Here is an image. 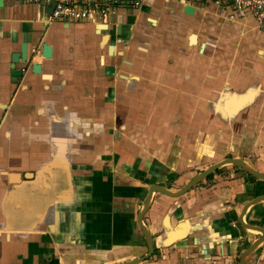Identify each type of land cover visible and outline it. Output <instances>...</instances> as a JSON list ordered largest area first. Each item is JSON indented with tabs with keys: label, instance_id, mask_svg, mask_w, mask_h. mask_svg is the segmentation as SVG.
Wrapping results in <instances>:
<instances>
[{
	"label": "crops",
	"instance_id": "crops-1",
	"mask_svg": "<svg viewBox=\"0 0 264 264\" xmlns=\"http://www.w3.org/2000/svg\"><path fill=\"white\" fill-rule=\"evenodd\" d=\"M7 2L0 264L136 258L147 250L136 217L149 184L180 188L229 156L264 172V30L250 16L213 0L195 2L191 14L176 0H142L115 16L134 22L128 37L111 38V53L93 22L53 20L43 5ZM45 27L39 44L52 45V58L36 52L30 62L41 71L12 82L10 52ZM260 194L264 180L232 165L182 196L154 193L143 221L155 249L140 264H237L259 233L242 232L236 218ZM244 220L264 227V202ZM247 264H264V243Z\"/></svg>",
	"mask_w": 264,
	"mask_h": 264
},
{
	"label": "water",
	"instance_id": "water-1",
	"mask_svg": "<svg viewBox=\"0 0 264 264\" xmlns=\"http://www.w3.org/2000/svg\"><path fill=\"white\" fill-rule=\"evenodd\" d=\"M178 1V0H176ZM179 2V1H178ZM3 5V0H0V6ZM51 11V7H48L47 14ZM183 12L191 14L193 12V6L190 4H183ZM31 34H27V39L20 42V46L17 50L11 51L9 56V69L10 76L12 77V82H17L18 79L21 78L24 71L30 70L32 73H39L41 71V64L30 62L31 56L33 55V51L29 52V44L31 42ZM41 52V56L44 59H48L52 57V45L48 44L46 41L41 42V45L38 47ZM35 50V48H34ZM22 63L23 65L18 67L17 65ZM233 164L240 167L249 175L264 180V172H261L251 163H249L246 159L238 156H230L224 159H221L217 162H214L208 165L203 170L197 172L194 176L190 178V180L180 188L171 189L167 186L160 185L158 183L149 184L147 195L137 213L136 221L139 225L143 238L146 243L147 250L144 254L129 260H124L121 262H114L111 264H140L144 260H147L154 252V242L153 235L151 234L148 226L144 223L143 218L147 210L150 208L153 201V193H161L170 197H178L185 194L188 190H190L193 186L198 184L201 180L206 178L208 174L214 172L216 169L221 168L225 165ZM264 202V194H260L257 196H253L251 199L247 200L237 216V224L240 227L242 232H250L251 230H255L259 233V236L256 237L247 247H245L239 256V260L237 264H247L251 254L254 252L256 248H258L261 244L264 243V227L251 224L244 220V216L247 211L253 207L254 205Z\"/></svg>",
	"mask_w": 264,
	"mask_h": 264
},
{
	"label": "built area",
	"instance_id": "built-area-1",
	"mask_svg": "<svg viewBox=\"0 0 264 264\" xmlns=\"http://www.w3.org/2000/svg\"><path fill=\"white\" fill-rule=\"evenodd\" d=\"M4 1V0H3ZM16 4H39L51 7L50 18L53 20L106 23L119 11L138 9L142 0H7ZM183 4L194 5L203 0H178ZM226 4L232 14L246 15L254 19L256 25L264 30V0H213Z\"/></svg>",
	"mask_w": 264,
	"mask_h": 264
},
{
	"label": "flooded vegetation",
	"instance_id": "flooded-vegetation-1",
	"mask_svg": "<svg viewBox=\"0 0 264 264\" xmlns=\"http://www.w3.org/2000/svg\"><path fill=\"white\" fill-rule=\"evenodd\" d=\"M132 13L131 14H133L134 16L136 15V14H134V12L133 11H131ZM128 16H130V15H128ZM128 16H126V17H128ZM131 19H128V21L125 23V24H123L122 25V22L121 21H114V19H115V17L114 18H112L111 20H109L108 22H106V23H101V22H97V23H95V22H93V27L94 28H96V30H97V32L99 33V35H100V44H106V46H107V49H108V51L109 52H111V53H113L114 52V45L112 44V43H110L111 42V38L113 37V36H115V35H118L119 37H123L124 35H126L127 37H128V35H129V30H131V24L134 22V19H133V17H130ZM133 19V20H132ZM80 21H85V20H75L74 22H80ZM87 22H89V21H87ZM118 22V23H117ZM95 24H96V26H95ZM46 33H47V27H45L44 29H33L32 28V30H30V32H28L27 34H31V37H32V39H31V42H30V45L31 44H34L35 46L34 47H32L31 46V49H29V52H30V50H32L33 51V55L36 53V52H40V49L38 48L41 44H39V42H40V40H41V38L44 36V35H46ZM64 34V33H63ZM15 36V35H14ZM15 38V37H14ZM27 39V35H26V38L24 39V40H26ZM43 42V41H42ZM49 44V43H48ZM20 46V45H19ZM34 48H35V50H34ZM40 54H41V52H40ZM52 56H53V47H52ZM52 58V57H51ZM51 58H48V59H51ZM41 68H42V65H41ZM230 157V156H229ZM210 165V164H209ZM228 165H232V166H235V167H237V168H239L242 172H244L245 174H247L248 176H251V175H249L248 173H246L244 170H242L240 167H238V166H236V165H233V164H228ZM225 166H227V165H225ZM207 167V166H206ZM205 167V168H206ZM224 167V166H223ZM223 167H221V168H218V169H216L214 172H211L210 174H208L207 176H206V178H204V179H208V178H212V176L215 174V173H217L219 170H221ZM204 169V168H203ZM203 169H201V170H203ZM199 172V171H198ZM195 175V174H194ZM193 175V176H194ZM251 177H253V176H251ZM253 178H255V177H253ZM203 179V180H204ZM256 179H258V178H256ZM190 180V179H189ZM188 180V181H189ZM187 181V182H188ZM202 181V180H201ZM200 181V182H201ZM186 182V183H187ZM199 182V183H200ZM185 183V184H186ZM184 184V185H185ZM197 185V184H196ZM195 185V186H196ZM194 187V186H193ZM192 187V188H193ZM170 188V187H169ZM191 188V189H192ZM189 191V190H188ZM156 193V192H155ZM244 193V192H243ZM154 194V193H153ZM161 194V193H160ZM184 195V194H183ZM167 196V195H166ZM182 196V195H181ZM257 196V195H256ZM251 199V198H250ZM249 200V199H248ZM256 233V232H255ZM259 236V235H258Z\"/></svg>",
	"mask_w": 264,
	"mask_h": 264
},
{
	"label": "rangeland",
	"instance_id": "rangeland-1",
	"mask_svg": "<svg viewBox=\"0 0 264 264\" xmlns=\"http://www.w3.org/2000/svg\"><path fill=\"white\" fill-rule=\"evenodd\" d=\"M12 2H13V1H11V2L9 1V3L7 2V4L9 5L10 3H11V4H14V3H15V2H13V3H12ZM200 14H201V13H200ZM117 15H118V14H117ZM201 18H202V15H199L198 20H200ZM249 22H251V21H249ZM251 24L253 25L252 22H251ZM191 36H192V35H191ZM191 36H190V40H191Z\"/></svg>",
	"mask_w": 264,
	"mask_h": 264
},
{
	"label": "bare ground",
	"instance_id": "bare-ground-1",
	"mask_svg": "<svg viewBox=\"0 0 264 264\" xmlns=\"http://www.w3.org/2000/svg\"><path fill=\"white\" fill-rule=\"evenodd\" d=\"M194 37V36H193ZM255 231V230H254Z\"/></svg>",
	"mask_w": 264,
	"mask_h": 264
}]
</instances>
